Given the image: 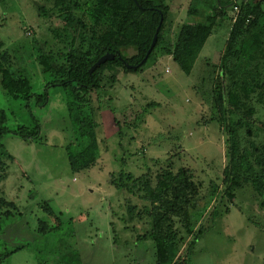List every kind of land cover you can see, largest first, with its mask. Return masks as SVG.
Returning <instances> with one entry per match:
<instances>
[{
	"label": "rangeland",
	"instance_id": "obj_1",
	"mask_svg": "<svg viewBox=\"0 0 264 264\" xmlns=\"http://www.w3.org/2000/svg\"><path fill=\"white\" fill-rule=\"evenodd\" d=\"M191 1L166 0L170 7L167 41H176L183 23L202 21L211 7L219 6L218 0H199L201 15L194 17L188 15ZM231 2L221 0L225 14H218L217 25L190 74L162 50L155 53L157 62L140 73H125L115 66L107 69L106 75L115 76L116 83L113 87L106 83L101 102L93 99L101 156L90 169L74 172L70 165L67 146L77 148L79 133L68 109V88H48V100L40 105L36 97L26 101L7 95L0 84V107L8 113L9 129L32 126L37 118L42 134L40 139L27 141L9 132L2 140L11 158L4 156L0 162V198L15 204L11 211L16 215L5 219L7 208L0 213V253L25 245L4 264H156L153 242L137 238L160 220L139 195L111 183V174L123 169L135 176L149 170L154 182L160 173L185 169L195 182L198 194L194 195L184 190V181L174 187H183L178 191L182 198L176 200L188 198L195 227L174 264L183 259L185 264H264L260 197L246 184L233 201L223 198L225 169L235 167L228 103L230 51L226 47L240 14L233 11ZM57 14L53 0H0V57L9 53L10 65L30 77L36 94L44 93L48 81L37 60L40 50L56 55L64 46L55 37L56 29H64ZM133 52L123 50L124 54ZM223 56L227 128L210 94ZM93 97L97 98V92ZM254 104L251 139L261 145L264 107ZM245 136L242 130V150L248 145L241 139ZM169 198L173 199L170 194ZM47 204L58 216L46 213ZM129 204L138 207L133 219H129ZM171 216L168 224L183 234L185 216L179 212ZM40 220L51 228L59 221L61 225L42 234ZM73 252L78 260L71 261Z\"/></svg>",
	"mask_w": 264,
	"mask_h": 264
},
{
	"label": "trees",
	"instance_id": "obj_2",
	"mask_svg": "<svg viewBox=\"0 0 264 264\" xmlns=\"http://www.w3.org/2000/svg\"><path fill=\"white\" fill-rule=\"evenodd\" d=\"M253 1L255 0H249L242 16L235 22L236 24L233 23L226 47L230 51L228 103L233 149L231 158L235 162V167L225 169L227 185L223 198L229 202L233 201L236 192L249 184L264 205V137L261 145L256 144V140L251 139L253 131L250 128L256 114L254 103L264 107V0H259L255 4ZM53 2L57 16L64 24V29L54 31L55 37L60 39L64 46L56 55L40 50L37 57L48 79L44 93L33 92L30 77L12 68L8 52L1 54L0 57V84L7 95L26 101L36 97L40 105H44L48 100V88L64 86L69 89L68 109L79 133L77 148L73 144L67 146L70 165L74 172L90 169L101 156L93 99L101 102V91L106 85L113 87L116 83L115 76L106 75L107 69L115 66L122 68L125 73H140L150 63L157 62L155 53L162 50L173 57L182 71L190 74L217 25L219 15L225 14L224 6L221 0H218L219 6L211 7L204 20L183 23L176 41L172 43L165 39V27L170 11L166 0H53ZM83 2L87 7H84ZM199 2L191 1L189 16L201 15ZM240 2L232 0L230 6L234 12L235 6L241 5ZM41 9L45 11V8ZM162 17L163 21L160 24ZM159 26L156 46L148 59L139 65L146 56ZM232 37L234 40L231 43ZM126 49H132L134 52L124 54L123 50ZM106 54H113L114 59L106 61L90 73L92 66ZM124 61L139 66L128 68ZM224 62L225 56L222 57L210 94L216 114L227 128ZM96 92L97 98H94L93 94ZM33 119L32 126L20 125L15 130H10L7 125L8 113L0 107V162L4 156L11 158L2 142L7 133L12 132L27 141L42 137L41 125L37 118ZM242 130L246 132V136L241 139L248 143L244 150L241 149L243 142L239 140ZM119 133L121 134V129ZM152 176L149 170L135 176L123 169L118 175L111 174V183L117 189L131 195H139L151 206L154 218L159 219L160 223L156 222L152 229L139 235L137 239H150L153 242L156 264H174L184 242L195 231L188 211V198L176 200L182 198L178 191H182L183 187L175 190L174 187L179 181H184V190L191 195L198 194V188L185 169L178 173L172 170L160 173L156 176V182ZM169 194L173 199L169 198ZM4 208H7L4 212L5 219L16 215L11 211L15 204L0 198V213ZM137 209V205H128L129 219H133ZM177 212L185 216L183 234L181 230H174L173 226L168 224L172 220V213ZM46 213L58 216L56 210L49 204ZM60 225L59 221L58 225L51 228L47 221L40 220L38 231L47 234ZM24 246L0 253V264H4L7 257ZM70 259L78 260V254L73 252ZM186 261L183 259L179 264H185Z\"/></svg>",
	"mask_w": 264,
	"mask_h": 264
},
{
	"label": "water",
	"instance_id": "obj_3",
	"mask_svg": "<svg viewBox=\"0 0 264 264\" xmlns=\"http://www.w3.org/2000/svg\"><path fill=\"white\" fill-rule=\"evenodd\" d=\"M162 21H163V17L161 18V22H160V24L162 23ZM159 29H160V26L158 27V29H157V32H156V34H155V36H154V39H153V42H152V44H151V46H150V48H149V50H148V52H147V54H146V56L144 57V59L142 60V62L139 64V65H142L147 59H148V57H149V55L151 54V52H152V50L154 49V47L156 46V43H157V41H158V33H159ZM114 59V55L113 54H106V55H104V56H102L93 66H92V68L90 69V73H92L96 68H98L101 64H103V63H105L106 61H108V60H113ZM120 59L121 60H123V58L120 56ZM125 62V61H124ZM125 64H126V66L128 67V68H132V67H138L139 65H136V66H133V65H131V64H128V63H126L125 62Z\"/></svg>",
	"mask_w": 264,
	"mask_h": 264
},
{
	"label": "built area",
	"instance_id": "obj_4",
	"mask_svg": "<svg viewBox=\"0 0 264 264\" xmlns=\"http://www.w3.org/2000/svg\"><path fill=\"white\" fill-rule=\"evenodd\" d=\"M241 2L240 3H242L241 5H236L235 6V11L236 12H239V14H240V16H239V18L242 16V13H243V11H244V8L246 7V3L247 2H249V0H240ZM238 18V19H239Z\"/></svg>",
	"mask_w": 264,
	"mask_h": 264
}]
</instances>
